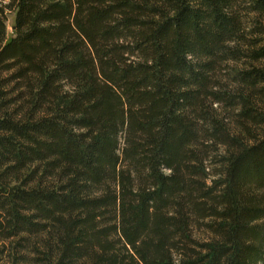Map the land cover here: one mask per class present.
I'll return each mask as SVG.
<instances>
[{"label": "trees", "instance_id": "obj_1", "mask_svg": "<svg viewBox=\"0 0 264 264\" xmlns=\"http://www.w3.org/2000/svg\"><path fill=\"white\" fill-rule=\"evenodd\" d=\"M0 249L264 264V0H0Z\"/></svg>", "mask_w": 264, "mask_h": 264}, {"label": "rangeland", "instance_id": "obj_2", "mask_svg": "<svg viewBox=\"0 0 264 264\" xmlns=\"http://www.w3.org/2000/svg\"><path fill=\"white\" fill-rule=\"evenodd\" d=\"M14 14L9 16L8 20V36L11 37L13 35V24H14ZM1 250V249H0ZM0 264H10L8 263V255L0 253ZM26 264V263H23Z\"/></svg>", "mask_w": 264, "mask_h": 264}]
</instances>
